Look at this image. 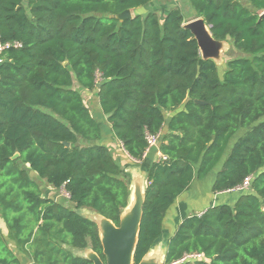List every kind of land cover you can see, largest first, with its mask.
Listing matches in <instances>:
<instances>
[{
    "label": "trees",
    "instance_id": "1",
    "mask_svg": "<svg viewBox=\"0 0 264 264\" xmlns=\"http://www.w3.org/2000/svg\"><path fill=\"white\" fill-rule=\"evenodd\" d=\"M153 1L0 0L1 40L22 43L0 64V264H94L75 252L88 247L105 261L98 225L81 210L120 226L131 189L107 140L142 161L148 134L160 135L151 153L166 159L145 168L133 264L165 235L177 198L216 168L213 193L237 201L186 216L164 264L192 253L202 258L179 264H264V0H189L240 53L223 74L199 62L181 8L112 17ZM94 91L106 134L86 101ZM31 172L69 203L45 196ZM250 175V189L228 192Z\"/></svg>",
    "mask_w": 264,
    "mask_h": 264
},
{
    "label": "water",
    "instance_id": "2",
    "mask_svg": "<svg viewBox=\"0 0 264 264\" xmlns=\"http://www.w3.org/2000/svg\"><path fill=\"white\" fill-rule=\"evenodd\" d=\"M113 18H117L121 21L130 19L133 17L131 9H127L124 12L116 15H112ZM264 18V12L261 14L260 19ZM184 27L189 29L195 36L200 49L201 58L199 60L202 63L204 60L212 59L217 65L222 59V53L229 47L230 42L228 40H217L213 37L210 26L207 25L204 18L198 17L184 24ZM196 103L206 104L207 102L202 100H196ZM66 146H70L69 142H64ZM19 156V153L14 155V158ZM146 172V171H144ZM145 179L147 181V172L145 173ZM136 180V179H134ZM131 190L130 202L127 208L124 209L121 216L120 226H116L110 219L95 213L94 216H88L93 219L99 228V233L103 245V254L105 256V262L101 257L91 249L92 253L88 256H84L93 261L94 264H133L134 253L139 238L140 225L143 215V204L145 201L146 187H144L139 180H136ZM83 214V213H82ZM87 216L86 214H84ZM97 218V219H96ZM165 235L154 245V247L143 257L139 264H156L154 259L156 256H150L151 252L157 248L161 243H164V261L167 251V242L165 241ZM85 250V249H83Z\"/></svg>",
    "mask_w": 264,
    "mask_h": 264
},
{
    "label": "rangeland",
    "instance_id": "3",
    "mask_svg": "<svg viewBox=\"0 0 264 264\" xmlns=\"http://www.w3.org/2000/svg\"><path fill=\"white\" fill-rule=\"evenodd\" d=\"M133 15L134 14V11ZM240 55V53L232 46V44H229V47L223 51L222 53V59L221 61L218 62V66H219V70L220 72L223 74L225 68H226V63L227 61H229L231 58ZM96 92H86V101L87 104L90 108V110L93 112V114L95 116H97L100 121L105 125V127L103 126V132L106 134L107 132V127L110 130V125L108 123H106V119L104 118L103 113H99L98 110V101H97V97H96ZM244 131L242 130L239 135L243 134ZM116 146V149L120 150V147L118 145V143H114ZM113 145V144H112ZM156 147V146H155ZM152 149H150L145 156L151 152ZM121 152V151H119ZM152 153H154V151H152ZM118 157L122 158L119 159L121 164L124 165V171L127 174V177L129 179V183H130V189L132 190L133 185L135 187V184H133V180H139L143 187L144 184L145 186H147V181L145 179V168H146V159H143L142 161H138V160H134V159H130L128 158L126 155L122 154V155H117ZM144 158V157H143ZM158 157L156 155L155 160H157ZM218 173V168H216L215 170H213L207 177H205L204 179L201 180H195L196 184L191 188V192H196L199 191L198 194V198L201 201L200 203H203V197L205 198L206 196H209V192H211L212 190V186L214 184L215 178L217 176ZM31 176L34 178V180L40 185L42 192L44 193L45 196H49L52 197L55 200H58L60 202H65V203H69V196L66 193L64 188L61 189H55L54 187H52L51 185H49L46 180L39 178L35 173L31 172ZM134 180V183L135 181ZM193 185V184H192ZM134 189V188H133ZM184 194V193H183ZM227 194H224L223 196H226ZM81 212L83 214H86L87 216H94V214L92 213L91 210L88 209H82ZM97 219V218H96ZM169 219L166 220L165 222V227L167 228L165 230V237L167 238L169 236V231L171 230V227L173 226V223L171 222V227L166 226L168 224ZM0 225L2 227V230L5 234V236H7L8 234V229L7 226L4 222V220L0 217ZM8 238V237H7ZM9 241L11 242V246L13 249H16L14 247V243L12 242V240L9 239ZM162 241V240H161ZM157 246V248L154 250V252H151L150 256H156L153 261L156 262V264H164V243H161ZM167 242V240H165ZM77 254H80L82 256H88L92 253L91 249H85V250H77L75 251ZM23 258V257H22ZM25 263H29L25 258H23Z\"/></svg>",
    "mask_w": 264,
    "mask_h": 264
},
{
    "label": "crops",
    "instance_id": "4",
    "mask_svg": "<svg viewBox=\"0 0 264 264\" xmlns=\"http://www.w3.org/2000/svg\"><path fill=\"white\" fill-rule=\"evenodd\" d=\"M179 7L183 10L186 23L189 21H192L193 19L197 18V14L195 10L190 5L189 0H154L150 4H148L145 7L138 8L136 10H132L135 13H142L146 14L147 12L154 11L156 12L161 18H164V16L173 8ZM133 13V12H132ZM110 136V135H109ZM107 143L111 146L114 157L120 161L119 159H122L118 157L117 155H126L128 158H131L127 152L124 150L123 145L121 142L113 139V137H108ZM114 143H118L120 150L116 149V146ZM113 144V145H112ZM157 147V146H156ZM121 151V152H119ZM159 151L156 150L154 153L149 152L146 156H144V159H146V167L150 165L157 155L158 157ZM135 160V159H134ZM122 165V164H121ZM124 166V165H122ZM146 171V169L144 170ZM146 173V172H145ZM196 184V181H194L191 188ZM191 188L187 190L184 194L179 196L176 200V202L173 204V206L169 209L167 212L165 222L167 219H169L168 224L166 226L171 227V222L173 223V226L171 227V230L169 231V236L165 239L168 240L173 233L175 232L178 224L188 215L194 213V212H203L207 210L209 207L218 205L220 203H228L233 205L237 201V197L234 195H226L222 193H213L209 192V196L203 197V203H200L201 201L198 198L199 191L191 192ZM165 227V223H164ZM167 228L165 227V230ZM4 233V232H3ZM8 235V234H7ZM13 246V245H12ZM15 247V245H14ZM30 264V263H28Z\"/></svg>",
    "mask_w": 264,
    "mask_h": 264
},
{
    "label": "built area",
    "instance_id": "5",
    "mask_svg": "<svg viewBox=\"0 0 264 264\" xmlns=\"http://www.w3.org/2000/svg\"><path fill=\"white\" fill-rule=\"evenodd\" d=\"M21 46H22V43L20 41L3 42L0 38V64L5 62L6 60L5 54L7 53V51H9L12 48H19ZM159 137H160L159 134L158 135H153V134L147 135L146 139L149 145L147 152L153 147L158 146ZM161 159H166V157L161 155V153H159L157 160H161ZM252 179H253L252 175L246 177L241 185L237 186L234 189L228 190V192H233V191L237 192V191H244V190L250 189ZM201 258H202V254H198V253L186 254L183 258L171 264H179L185 261H193V260L201 259Z\"/></svg>",
    "mask_w": 264,
    "mask_h": 264
},
{
    "label": "flooded vegetation",
    "instance_id": "6",
    "mask_svg": "<svg viewBox=\"0 0 264 264\" xmlns=\"http://www.w3.org/2000/svg\"><path fill=\"white\" fill-rule=\"evenodd\" d=\"M105 262V261H104Z\"/></svg>",
    "mask_w": 264,
    "mask_h": 264
}]
</instances>
